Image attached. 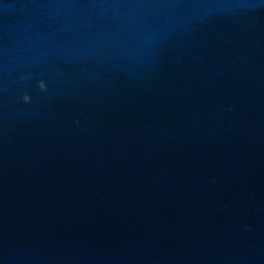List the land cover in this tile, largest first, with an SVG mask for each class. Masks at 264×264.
<instances>
[{
    "label": "water",
    "instance_id": "95a60500",
    "mask_svg": "<svg viewBox=\"0 0 264 264\" xmlns=\"http://www.w3.org/2000/svg\"><path fill=\"white\" fill-rule=\"evenodd\" d=\"M0 264H264V0H0Z\"/></svg>",
    "mask_w": 264,
    "mask_h": 264
},
{
    "label": "clouds",
    "instance_id": "9594fccd",
    "mask_svg": "<svg viewBox=\"0 0 264 264\" xmlns=\"http://www.w3.org/2000/svg\"><path fill=\"white\" fill-rule=\"evenodd\" d=\"M39 87L41 88V90H44V84L43 83H41L39 85ZM22 99H23L24 102H28L29 101V97L27 95L23 96Z\"/></svg>",
    "mask_w": 264,
    "mask_h": 264
}]
</instances>
